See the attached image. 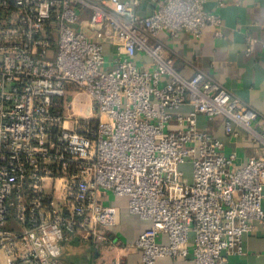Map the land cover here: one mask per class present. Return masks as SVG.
<instances>
[{"label": "built area", "instance_id": "2783aa9c", "mask_svg": "<svg viewBox=\"0 0 264 264\" xmlns=\"http://www.w3.org/2000/svg\"><path fill=\"white\" fill-rule=\"evenodd\" d=\"M208 1L153 0L141 14V0H0V264H68L72 239L110 243V195L148 222L132 243L141 264H226L264 224L258 112L202 70L182 76L160 38L207 25L221 36ZM198 116H221L231 136L240 125L263 151L236 165Z\"/></svg>", "mask_w": 264, "mask_h": 264}, {"label": "crops", "instance_id": "0c3cea01", "mask_svg": "<svg viewBox=\"0 0 264 264\" xmlns=\"http://www.w3.org/2000/svg\"><path fill=\"white\" fill-rule=\"evenodd\" d=\"M153 0H141L138 12L148 13ZM208 10L221 17L222 35L207 25L198 36L180 31L175 38L161 33L160 38L172 53L176 70L184 77L202 70L223 84L242 104L255 109L264 125V0H228L217 6L206 3ZM256 38L253 50L246 52V38ZM136 59L147 66L150 59L138 52ZM190 106L181 110L188 111ZM199 126L206 128L224 142V152H236V165L245 163L263 149L256 146L247 131L234 123L235 136L226 134L221 116L207 120L198 116ZM109 201L119 206L117 225L112 229L111 242L95 246L72 239L63 246L62 259L68 264H141V253L132 246L138 234L148 225L146 220L130 213L121 197L110 195ZM264 207V200H263ZM253 228L244 235L242 251L228 254L226 264H264V224L252 221ZM157 264H193L190 259L163 256Z\"/></svg>", "mask_w": 264, "mask_h": 264}, {"label": "rangeland", "instance_id": "374dc122", "mask_svg": "<svg viewBox=\"0 0 264 264\" xmlns=\"http://www.w3.org/2000/svg\"><path fill=\"white\" fill-rule=\"evenodd\" d=\"M81 93H82L81 91H78L76 94H78V95L80 96ZM79 102H81V103H86V104H87V103H88V100H87L86 98H79ZM86 104H85V106H86ZM68 111L71 112V110L68 109V110L66 111V113H67ZM189 171H190V167L187 166V173H188Z\"/></svg>", "mask_w": 264, "mask_h": 264}]
</instances>
